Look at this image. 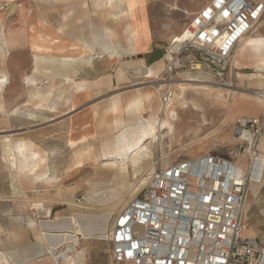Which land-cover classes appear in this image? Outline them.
Returning <instances> with one entry per match:
<instances>
[{"label":"rangeland","instance_id":"rangeland-1","mask_svg":"<svg viewBox=\"0 0 264 264\" xmlns=\"http://www.w3.org/2000/svg\"><path fill=\"white\" fill-rule=\"evenodd\" d=\"M209 1L138 0V7L131 15L126 0H76L75 3L72 0H0V74L11 71L17 75H29L27 81L33 84V102L54 109L66 106L71 103L74 87H77L75 78L68 80V75H81L88 69L101 77L112 72L115 76L112 93L138 92L139 88H147L153 93L154 102L160 105V115L167 108V119L173 125L172 130L161 135V143L148 144L150 161L147 160L145 168H136L138 180L131 177L128 186L122 185L121 176L104 160L113 155L112 147L130 125L141 124V120L135 118V122L125 125L130 121L128 115L133 116L128 109L127 113V104L113 101L112 119L97 117L96 125L80 134L81 138L90 139L88 141H70L71 132L75 130L70 123L41 132L33 131L32 143L24 145L46 158L42 167L46 174L40 178L31 171L13 172L8 161L9 146L5 141L8 137L6 133H0V194L3 195L0 202V264H55L49 256L50 246L42 237L41 225L45 221L70 217L75 212L96 215L113 212L106 237L84 239L79 236L80 245L72 257L73 262L63 263L111 264L107 233L112 220L142 190L157 162L165 166L214 153L227 159L241 156L239 163L247 166L248 159L243 152L248 144L236 140L234 132L239 119L264 115V99L254 93H264V49L241 44L235 63L236 77L220 86L213 84V76L204 69L198 71L186 66L177 70L173 80L163 73L164 58L171 41L183 32L193 14ZM78 22L85 29L81 32L90 35L93 44L88 48L85 46L89 51L74 56L73 62L51 56L35 58L29 48L22 45L16 46L14 51L7 49V36H19L18 29L24 23L33 25L34 34L31 36L39 38L41 35L35 33H43L52 38L55 32H49L48 28L55 30L62 24ZM137 22L150 27L153 46L149 52L147 47L141 51L132 38ZM86 26L93 29L89 31ZM75 35L78 38L77 33ZM256 36H264V31ZM112 54L117 56L116 59ZM192 79L204 82H189ZM97 81L102 83L103 79ZM107 85V82L102 83L97 92L108 91ZM181 86L186 89L182 90ZM107 96L95 100L100 113L104 106L102 100ZM143 108L142 115L150 118V112H144L154 107L143 105ZM8 139L14 149L22 145ZM257 149L264 156V129ZM38 203L51 210L50 216L34 208ZM246 226L247 233L264 241V179L251 188Z\"/></svg>","mask_w":264,"mask_h":264},{"label":"built area","instance_id":"built-area-1","mask_svg":"<svg viewBox=\"0 0 264 264\" xmlns=\"http://www.w3.org/2000/svg\"><path fill=\"white\" fill-rule=\"evenodd\" d=\"M263 31L264 0H210L193 14L181 41H171L163 73L173 80L189 66L207 70L214 85L232 81L240 44ZM263 129L264 115L238 120L234 136L246 131L250 137L238 140L248 144L246 167L241 156L214 153L165 166L157 162L142 190L112 220L111 264H264V241L246 232L251 188L264 179V170H255ZM79 245L80 238L50 246L49 256L63 264Z\"/></svg>","mask_w":264,"mask_h":264},{"label":"crops","instance_id":"crops-1","mask_svg":"<svg viewBox=\"0 0 264 264\" xmlns=\"http://www.w3.org/2000/svg\"><path fill=\"white\" fill-rule=\"evenodd\" d=\"M76 0H72V3H75ZM26 15V14H25ZM28 19V18H27ZM75 18H73L74 21ZM89 23V22H88ZM62 24V27L55 28V30H51L48 28L47 30L50 32H55L54 35L56 37H61L63 40L71 42L72 44H82L84 45L83 53L77 54H70L72 56L71 61L73 62V57L77 55H83L89 50L88 48L91 44H93V39L90 35L85 36L84 31L85 29L81 24L78 23H70ZM30 23H24L18 29L20 31L19 36L15 35H8V44L7 49L10 51H14L16 46H21L23 48L28 47L31 56L35 58L45 57L41 54L34 53L31 47V35L34 34ZM149 30L150 27L148 26ZM86 29L89 31L93 28L91 26H86ZM69 32H71L69 34ZM77 33L78 38H76L75 34ZM150 38L145 42L142 43L140 48L141 51H145L144 48H148L147 52L152 50L153 46V38L152 32L150 31ZM36 35L40 34L42 37H48L50 35L43 34V33H35ZM27 45V46H26ZM86 46V47H85ZM134 48V45H133ZM132 48V49H133ZM87 50V51H86ZM132 53V51H131ZM113 59H116V55L112 54ZM57 58H68L70 59L68 54H61L57 55ZM245 60L242 59L243 62ZM241 67V66H240ZM152 69V68H151ZM154 74H156V71ZM5 83L0 82V133H6V137L11 138L13 141L16 140L19 142V145L27 143H32L31 140V133L34 132H41L51 127H62L65 123H70L71 127L75 128V130L71 132V138L69 139L72 142H80V141H88L90 139H83L81 138L80 134H84V132L89 131L90 128L94 127L95 121L97 117H102L104 119L111 120L113 117L112 113V103L115 101L116 103H122L121 105L127 104L126 111L130 104H134L137 100L145 99L146 95L151 94L152 92H148L147 88H139L137 89L138 92H133L134 90H125L117 93H112V88L114 84V75L112 72L104 73V76L101 77L97 75L95 71L87 70L83 74L75 75H68L67 79L71 80L75 78V82L77 81V87H74V92L72 93L71 103L67 104L66 106H59L57 108L48 107V105L43 103L33 102L32 96V82H28L27 80L30 78L29 75H20L16 74L15 72H3L0 74ZM103 79L102 83L107 82L108 91H104L98 93L97 91L100 90V85L102 84L101 81H97ZM2 93V94H1ZM102 101L104 103L103 110L101 113L99 112L100 109L96 106V99L100 98L101 96L107 95ZM139 96L134 98L135 96ZM153 97V96H151ZM145 107L152 105L149 100H144ZM131 104V105H132ZM115 106V105H114ZM116 111V108L114 107ZM128 113V111H127ZM144 113H148L145 111ZM129 120L125 125H130L131 122H135V118L133 116L128 115ZM81 128V130H80ZM82 132V133H80ZM75 137V138H74ZM20 146V147H21ZM29 157L31 156L30 153ZM41 154V153H40ZM41 156H43L41 154ZM22 165L18 166V170L13 169V172L21 173H28L31 170L29 168H21ZM42 172V168L40 170ZM42 174H44L42 172ZM24 193V192H22ZM3 201V195L0 194V202Z\"/></svg>","mask_w":264,"mask_h":264},{"label":"bare ground","instance_id":"bare-ground-1","mask_svg":"<svg viewBox=\"0 0 264 264\" xmlns=\"http://www.w3.org/2000/svg\"><path fill=\"white\" fill-rule=\"evenodd\" d=\"M126 1L128 11L131 15H133V13L138 7V0ZM150 34L151 33L148 27H146L141 22H137V26L133 30L131 35L137 46H141L142 43H145L150 38ZM180 35L175 36L174 38H179ZM179 41H181L180 38L176 42ZM241 44H245V46L247 47L264 49V36H250L245 39ZM31 47L34 53L48 57H56L57 55L68 54L70 57L69 60H71L72 58L70 54H81L84 50V45L72 44L71 42L63 40L61 37L56 36L52 38H44L42 36L37 38L31 36ZM239 48L236 53V59L238 57ZM148 77H151V75H149ZM6 80L0 77V82L2 84H6ZM189 82L201 84L204 81L192 79ZM154 88L158 94H161L159 89H157L156 87ZM181 89L185 90L186 88L181 86ZM198 89L203 90L206 88L199 87ZM255 94L258 98L264 99L263 92ZM151 96H153V93L147 95L144 99L147 101L149 100L151 103H153L151 106H153L154 108L148 109V113L150 112L151 117L145 118V115H142V111L144 110L143 99L137 100L134 104L131 103L132 105L130 104L128 111L130 114H133V118H138L139 120H141V124L136 127L130 125L129 128L125 131V133H123L122 137H120L119 142L112 147L113 155L104 159L106 161L105 164L112 165V167H114L115 169V173L121 176V183L123 186H128L127 183L129 182V179L131 177L135 181L138 180V176H136L135 173L136 168L139 166L143 168L145 164H147V160L148 162L150 161L148 144L161 143V135L167 130L173 129V125L169 123V120L167 119V116L169 114L167 112V108L166 111L164 110V113L160 115V105L158 102H154L155 99ZM174 115H176L175 112ZM240 136H242V138L235 137V139H243L248 142L250 141L249 134L246 131L240 132ZM5 141L8 143L9 146L8 161L9 164L13 167V169L18 170V166L22 165L21 168H31V172H34V175L38 178L46 174V172L42 174V172L40 171L46 161L44 155L41 156L40 153L34 151L28 145H23L17 149H14L13 145H11V141L8 138H6ZM28 153L31 154L30 157ZM255 167L256 172L259 174L262 169L264 170V156L260 157V160L256 163ZM87 184L90 185L91 182L88 181ZM34 208L38 211L44 212L46 215L50 216L51 214V210L44 208L43 205L40 203L34 204ZM113 215V212L105 213L102 215L75 212L70 217H61L56 219L55 221L48 220L45 221L43 224L41 223V229L43 234L42 237H44L48 246L56 247L65 246L69 243L76 244V240L79 238V236H82V238L84 239L86 237L89 238V236H98L103 238L106 237V231L108 230V226ZM52 232H59L63 234L55 235L52 234ZM69 260L70 262H73L72 257Z\"/></svg>","mask_w":264,"mask_h":264}]
</instances>
